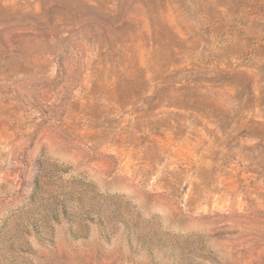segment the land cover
<instances>
[{
  "label": "rangeland",
  "instance_id": "rangeland-1",
  "mask_svg": "<svg viewBox=\"0 0 264 264\" xmlns=\"http://www.w3.org/2000/svg\"><path fill=\"white\" fill-rule=\"evenodd\" d=\"M0 264H264V0H0Z\"/></svg>",
  "mask_w": 264,
  "mask_h": 264
}]
</instances>
